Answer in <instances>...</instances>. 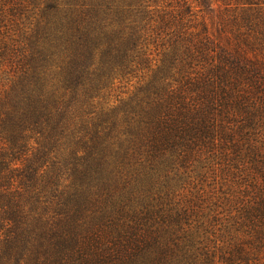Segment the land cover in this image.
<instances>
[{
	"label": "trees",
	"instance_id": "obj_1",
	"mask_svg": "<svg viewBox=\"0 0 264 264\" xmlns=\"http://www.w3.org/2000/svg\"><path fill=\"white\" fill-rule=\"evenodd\" d=\"M0 264H264V0H0Z\"/></svg>",
	"mask_w": 264,
	"mask_h": 264
},
{
	"label": "rangeland",
	"instance_id": "obj_2",
	"mask_svg": "<svg viewBox=\"0 0 264 264\" xmlns=\"http://www.w3.org/2000/svg\"><path fill=\"white\" fill-rule=\"evenodd\" d=\"M155 1L159 2L160 0H155ZM201 7H202V10H201L202 16H204L209 21H214L216 12L212 10L211 8H209L208 4L206 3H203ZM117 85H118V88L114 90H110L108 91V93L107 92L105 93V96H108L110 101H113L116 96L117 97L126 96V92L132 88L129 82H126L125 80H121V82L117 83ZM98 217H99V214L97 212H94L92 214H89V212H86L84 216V220H83L85 222V225H87L86 229L89 228L88 230H90L94 227L92 226V222L94 224H97L100 221L99 224L97 225V229L104 231V232L108 231V229L105 228L104 225H110L111 222H105L103 219V216H101L100 220L98 221Z\"/></svg>",
	"mask_w": 264,
	"mask_h": 264
}]
</instances>
